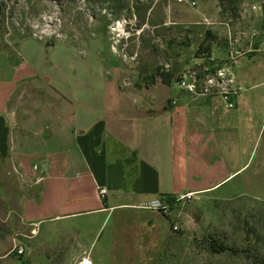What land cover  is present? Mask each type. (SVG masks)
<instances>
[{
  "label": "crops",
  "instance_id": "obj_1",
  "mask_svg": "<svg viewBox=\"0 0 264 264\" xmlns=\"http://www.w3.org/2000/svg\"><path fill=\"white\" fill-rule=\"evenodd\" d=\"M204 16L205 35L192 45L197 56H176L172 76L144 102H131L119 89L85 98L63 89L73 79L46 58L62 42L27 38L14 55L0 52V161L12 165L27 193L18 212L24 230H9V215L2 221L0 264H34L29 250L15 252L17 235L40 234L51 221L45 233L65 231L58 222L85 215L92 216V230L109 225L108 246L127 264H143L130 242L143 237L126 236L121 225L126 220L158 233L166 219L155 202L220 192L264 198V14H242L254 20L243 28L219 8ZM231 56L243 89L231 110L220 96L195 95L175 82Z\"/></svg>",
  "mask_w": 264,
  "mask_h": 264
},
{
  "label": "rangeland",
  "instance_id": "obj_2",
  "mask_svg": "<svg viewBox=\"0 0 264 264\" xmlns=\"http://www.w3.org/2000/svg\"><path fill=\"white\" fill-rule=\"evenodd\" d=\"M217 8L243 28L251 18L242 14H264V0H0V52L14 55L27 38L47 45L62 42L48 49L46 58L73 79L62 83L63 89L82 97L119 89L131 102H144L158 90L160 80L172 76V70H164L176 56H197L192 45L205 35L204 15ZM197 68L200 76L211 69ZM26 194L12 165L0 161L1 229L9 215V230H24L18 212ZM224 195L172 200L168 213L161 212L166 220L160 218V231L156 219H146L158 233L126 220L121 232L143 237L130 241L137 244L143 264H259L254 256L264 255V198ZM53 224L44 223L37 235H17V247L29 250L32 263L81 264L86 258L91 264H127L117 247L108 246L109 225L92 230V216L85 215L58 222L65 231L45 233ZM211 240L237 251L213 254L208 250ZM248 249L252 253L241 252Z\"/></svg>",
  "mask_w": 264,
  "mask_h": 264
},
{
  "label": "built area",
  "instance_id": "obj_3",
  "mask_svg": "<svg viewBox=\"0 0 264 264\" xmlns=\"http://www.w3.org/2000/svg\"><path fill=\"white\" fill-rule=\"evenodd\" d=\"M180 2H190V0H179ZM191 5H195L191 2ZM236 65V58L231 56L222 64L216 65L214 68L207 71L205 75L200 76L197 70H188L175 79L176 84L183 90H186L195 95L220 96L225 107L231 110L236 107V100L243 91L242 87L237 85L234 79V67ZM165 72H171V66H165ZM101 196H106L107 188H100ZM153 208L164 214L169 211V205L160 202H155ZM17 255H24L25 250L22 247H15Z\"/></svg>",
  "mask_w": 264,
  "mask_h": 264
},
{
  "label": "trees",
  "instance_id": "obj_4",
  "mask_svg": "<svg viewBox=\"0 0 264 264\" xmlns=\"http://www.w3.org/2000/svg\"><path fill=\"white\" fill-rule=\"evenodd\" d=\"M201 53H204V52H202V47H200V49L198 50V54H201ZM258 249L260 250V248H258ZM208 250L213 254H223L226 252L236 253V251H237V250L233 249L232 247L228 246L227 244H225L224 242H217V241H213V240L208 241ZM241 252L242 253L243 252L250 253L251 250H249V249L248 250H241ZM255 252H258V251L255 250ZM254 258H255L256 262H258L259 264L264 263V255L263 254L256 253Z\"/></svg>",
  "mask_w": 264,
  "mask_h": 264
},
{
  "label": "bare ground",
  "instance_id": "obj_5",
  "mask_svg": "<svg viewBox=\"0 0 264 264\" xmlns=\"http://www.w3.org/2000/svg\"><path fill=\"white\" fill-rule=\"evenodd\" d=\"M82 264V263H81ZM83 264H89L88 262H86V261H84V263Z\"/></svg>",
  "mask_w": 264,
  "mask_h": 264
}]
</instances>
